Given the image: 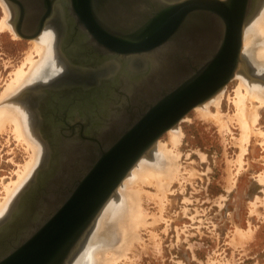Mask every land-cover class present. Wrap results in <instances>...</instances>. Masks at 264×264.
I'll list each match as a JSON object with an SVG mask.
<instances>
[{"label":"water","instance_id":"obj_1","mask_svg":"<svg viewBox=\"0 0 264 264\" xmlns=\"http://www.w3.org/2000/svg\"><path fill=\"white\" fill-rule=\"evenodd\" d=\"M5 1L11 16L18 9V18L12 19L15 32L24 39L38 36L44 28L43 17L35 24L33 33L24 29L31 23L23 22L25 12L37 0ZM58 1L65 0H46L52 8ZM66 1L64 10L69 24L72 23L71 33H80L77 41L85 37L78 45L90 46V55L94 52L92 56L102 60L131 59L135 67L127 75L134 79L137 78L134 73L143 68L151 73L169 72L170 76L186 68L187 75L164 99L140 112L138 117L124 125L114 119L113 123L100 126L95 136L78 138L67 132L68 114L76 106L94 104L95 95L99 96V106H103V90L114 89L115 84L127 89L123 80L115 77L117 74L95 83L83 82L76 86L82 93H72L57 102L64 107L59 111L62 116L43 120L54 123L57 132L47 135L44 141L40 135L49 156L43 155L34 175L19 192L16 204L24 206L23 212L8 219L13 220V229L22 214L28 212L25 215L30 222L23 232L0 235V264H68L105 203L140 157L188 111L209 100L234 77L241 63L244 26L258 0ZM59 48L80 67L99 65L87 55L84 58L70 55L65 45ZM153 57L159 63L155 71L150 67ZM74 86L68 88L75 89ZM116 96L119 97L118 91ZM84 112H74L73 120L81 124L91 122V114ZM58 141L69 143L66 149L69 155L63 163L42 174L54 163L58 151H64Z\"/></svg>","mask_w":264,"mask_h":264},{"label":"rangeland","instance_id":"obj_2","mask_svg":"<svg viewBox=\"0 0 264 264\" xmlns=\"http://www.w3.org/2000/svg\"><path fill=\"white\" fill-rule=\"evenodd\" d=\"M3 17L0 5V20ZM10 33L7 29L0 30V94L31 46L30 39L17 33L14 39ZM34 58H37L35 53ZM262 68L259 72L250 66L249 72L264 81ZM238 83V77L230 79L216 108L221 112L219 117L231 123H227L226 129L220 128L216 118L196 113L194 107L177 124L182 136L175 147L169 142L168 130L159 137V144L173 148L174 157L170 156L173 165H177L176 176L165 190V197L161 193L156 195L153 185L143 184L148 194L153 193L152 197L142 194L141 207L148 215L146 224L153 219L157 223L153 220V225L140 227L139 240L133 239L132 246L124 249L125 258L119 256L117 262L110 264H264V143L255 135V131L264 130V106L246 102L248 107L251 105L247 107L250 111L252 104L257 107L258 118L254 124L250 121L254 132L250 133L238 164L240 129L235 120H227L235 112L232 100ZM208 107L212 113L217 112L213 105ZM7 126L5 132L0 131V202L6 193L5 186L16 180L17 172L31 154L30 148L13 136V126ZM236 227L253 230L251 238L239 242L234 236ZM86 238L78 259L82 256L83 264H92L87 250L93 247L91 258L94 259L93 252L106 248L107 243L100 240L89 244Z\"/></svg>","mask_w":264,"mask_h":264},{"label":"bare ground","instance_id":"obj_3","mask_svg":"<svg viewBox=\"0 0 264 264\" xmlns=\"http://www.w3.org/2000/svg\"><path fill=\"white\" fill-rule=\"evenodd\" d=\"M65 2L66 4H62V6L64 5V9L67 5L66 0ZM58 4L60 5V3ZM0 5L2 6L4 12V17L0 20V30H9L11 32L10 34H12L13 38L15 39L17 35L10 18V7L4 0H0ZM45 24L40 34L30 39V48H28V51L26 52V55L20 65L12 71V75L9 78V81L5 84V87L0 94V131H4L6 129V125L13 126V136H15L17 140L19 139L22 143L26 144L27 147L31 150L30 158L17 172L16 180L11 181L5 186L6 193L4 195V199L2 198L3 201L0 202V235L4 236L14 234L16 232H23L24 229H26V224L30 222V219H26L28 217H26L25 215L28 212L22 214L23 218H20V220L16 222L17 227L13 229L12 223L14 222H12L13 220L8 221V219L15 216L18 217L19 213L23 212L24 206L22 205L20 207L19 204H16L17 202H19L17 201L19 199V192L27 184L29 178L34 175L39 162H42L43 155L47 154V156H49L50 152L49 150H46L44 143L41 141L40 136L36 132L35 124L33 123L32 114L30 112L31 109L24 97L25 91L38 81L50 80V78L56 76L59 71L66 67V65L68 66L69 62L71 64H77L74 62V60H72V58H69L68 56H66V58L69 61L62 57L60 48L58 47L59 45L54 28L55 26L53 24ZM79 34L77 33L76 35V33H73V35H75L74 41L66 40L69 41L67 44L65 41V50H68L69 54L72 56L76 55L84 58L86 57L85 55H87V57L93 59V62L99 63V65L108 63L109 66L107 65L105 69H102L99 67H95L96 65H94V67H90V72H87L91 75H85L82 77L81 74L78 73L80 74V76L78 75L79 77H77L76 75L77 78L75 77V79L80 80L82 78L83 80H97L100 78L110 77L112 74H117L115 75V77L120 78L121 80H126L124 82V85H127L129 81L127 72L132 70V68L134 67V64L130 63L131 59L116 60L115 58H107L106 60H102L101 58L94 57L92 56L94 52L92 55L89 54V52H92L90 46L80 47L78 45L86 40L85 37H82L79 41H77L79 39ZM72 49L75 51L72 52ZM34 53L37 58H34ZM95 55L97 54L95 53ZM150 61L151 70L155 71L156 69H158V61L154 57ZM240 62L241 63L234 74V77H238L239 80V85L238 87L236 86L237 88L234 91V99L232 100L235 106V112L234 114H232V116H227V120L229 122L235 120L237 122L236 124L239 125L238 128L240 129L239 139L237 138L239 140L238 146H240V152L237 154L236 159V162L238 164L241 162L242 155L245 152V143L248 142L250 133L254 132L251 131L250 121L252 120L251 123L253 122L252 124H254L258 118V114L256 113L257 107H254V105L252 104V109L250 111V109L248 108L251 105L248 107L246 105V102L252 101L256 102L258 105L263 104L264 106V81H262V77H258L259 75L255 76L249 72L250 66H255V70L259 72L263 71L262 67H264V0L257 1L254 13L244 26ZM109 85H111V83H109ZM222 91L223 89L203 104L196 106L195 110L196 113L200 114L203 117L211 116L216 118L217 123L220 124V128L226 129V126L231 123L227 122V124L226 120H224L222 117H219L221 115V112L219 113V109H216L219 107ZM209 105H213L217 112L212 113V110L210 111L208 107ZM82 108V112H90V108H88L87 105H83ZM222 115L224 117L227 114ZM205 120L207 121L206 118ZM208 120L210 119L208 118ZM222 132L224 133V131ZM168 134L169 142L171 143L172 147H175V145H177L180 141V136H182L177 125L168 129ZM252 135L254 134L252 133ZM255 135H257V137L260 136L262 143H264V130L255 131ZM259 143H261V141H259ZM58 144L64 149V141L62 143L59 142ZM165 145L159 144L157 140L155 145L147 152V154H144L142 157H140V159L130 169L120 185L117 187L116 192L108 199V201L105 203V205L95 218L93 225L86 234V241L89 244H92L96 243L97 241L104 240V242L107 244H105L106 246H104L106 248H100L93 252L94 259L91 258V249L93 247L90 246V248L87 250V253H89L87 256L90 263L92 260V264H110L116 259L118 260V258H121L119 256L124 257V254L126 252L124 251V249L126 250V247L130 245V242H132L133 239V241L135 242L139 240V228L144 225L147 226V224L150 223L148 222L146 224L147 220L145 216L147 214L145 215L143 213L144 210H142L141 207L142 194L145 195L150 193L143 188V184L147 186L153 185L157 191V193L155 191L154 194L156 193V195L159 196V194L161 193L164 196L165 190L167 191V187H169V184L176 176L175 166L177 165H173V158H171L172 154H174L172 151L173 148H168ZM67 155L69 154L65 149L64 151H58L57 157L54 160H57V163L59 165V163H63L65 161ZM47 170L51 171L50 168H48ZM47 172L44 171L43 174ZM230 177L231 176H229V178ZM263 178L264 175L262 174V180H264ZM30 191L31 190H29V192ZM153 197L156 196L153 195ZM159 201L160 200H158V202ZM161 205H163V203L160 204V206ZM162 207L163 206H161L160 208ZM12 209L16 211H13L12 213ZM159 217L161 218V216ZM157 219L159 220V218ZM153 220L155 221V219ZM153 220L150 223L152 225L154 223ZM156 223L157 222L155 221L154 224ZM252 234L253 230L248 229L247 231H242L241 229L237 228L234 236L238 237L237 239H239V242H241V240L246 241V239L251 238ZM84 240L80 243L76 254L68 261V264H83V257L81 256L79 260L78 254L85 245ZM232 240H235V238H232ZM236 242L237 241H234L233 243L236 244Z\"/></svg>","mask_w":264,"mask_h":264},{"label":"flooded vegetation","instance_id":"obj_4","mask_svg":"<svg viewBox=\"0 0 264 264\" xmlns=\"http://www.w3.org/2000/svg\"><path fill=\"white\" fill-rule=\"evenodd\" d=\"M58 3H60V5ZM62 4H66V2L59 1L52 8V7H48L49 5L46 2V0H37V3H35V5L30 8V10L27 9V12H25L24 14L23 22L31 23L29 27L25 26L24 29L26 30V33L28 34L33 33L37 23L43 17L44 23L46 22L47 25L53 24L55 26L54 28L56 31L57 42L59 45L58 47H60V45H64L66 40L68 39L70 40V38H74L75 35L71 33V29L69 28L70 22L68 20V17L65 15L66 11L64 12V5L62 6ZM17 13H18V9L16 10V12L13 13V16H11V20L12 19L16 20L18 18ZM33 25H35L34 28ZM74 51L75 50L72 49V52ZM61 54L62 57H64V59H67L66 55H64L62 51ZM107 65L108 63L107 64L103 63L102 65H98L95 67L105 69ZM192 68L195 69L196 65L192 64ZM63 69H62L63 71L62 70L59 71V73L54 78L47 81H43V80L38 81L34 85L26 89L25 91L24 97L27 101L28 106L31 109L30 112L32 114V119H33V123L35 124L36 132L38 133L39 136L40 135L43 136V141L46 140L47 135L48 136H50V134L54 135V133L57 132L56 127H54V123H45V121L43 123L44 119L54 120V118H58L62 116L60 115L61 112L59 111L64 109V107L61 106V104H58L57 102L66 99L72 93L73 94H78L80 92L82 93V89L80 90L79 87H76L81 83L83 82L95 83L96 81L92 79H88L89 81L83 80L82 78L80 80L75 79L76 75L77 77H79L80 74L82 77L85 75L86 76L91 75L87 73L90 72L89 71L90 68L86 69L80 67L79 64H71L69 62L68 66L66 65V67H64ZM186 71H187L186 68H183V70H178L176 76H170L169 72L166 73L164 71L151 73L145 68L139 70L138 72L134 73V76H137V78L134 79L131 76L129 77V81L127 85H125L127 89H123V88L121 89L119 88V86L115 84L114 89H112L111 87L103 90L102 93L104 94L103 97H104L105 105L99 106L100 105L99 96L95 95L96 96L95 103L91 105H87L88 108H90V112L89 111L87 112L90 113L92 116L91 122L89 121L82 124L79 122H75L73 120L74 118L73 113L75 112L81 114L83 111L82 108L83 105H79L74 108L71 107L73 108L74 112H70L71 114H68L69 116L68 123L70 125V128L67 129L68 130L67 132L79 138L80 135L95 136L100 126L108 123L111 124L113 123V121H115L114 119L119 120V123L121 125H124L127 121L131 120L132 118L138 117L140 112H145L150 107L154 106L157 102L164 99L166 95H168L172 90H174L178 85H180L185 80L187 75L185 73ZM128 75L130 74L128 73ZM125 81L126 80H123V84ZM118 82L120 83L119 80L118 81L115 80V83ZM68 86L69 87L74 86L75 89L73 88L69 89ZM117 91L119 92V97L116 96ZM133 100L137 102L132 103ZM40 121L42 122L40 123ZM37 125L39 126V130L41 131V133H39ZM86 132L91 134H87ZM48 140L50 142V139ZM74 141L76 142V140ZM52 143L55 144L56 141H53ZM53 144L49 143V146H53ZM63 146L64 149L66 150L69 148V143L64 142ZM45 148L47 150L46 144H45ZM57 165H58L57 160H54V166L56 167ZM52 166L53 164L52 165L50 164V166L47 168L51 169ZM44 171L47 172L48 170L45 169Z\"/></svg>","mask_w":264,"mask_h":264}]
</instances>
